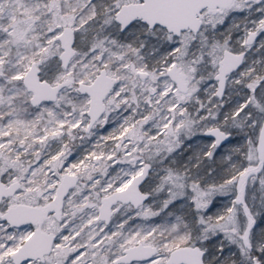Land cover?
<instances>
[{
	"label": "snow or ice",
	"instance_id": "snow-or-ice-1",
	"mask_svg": "<svg viewBox=\"0 0 264 264\" xmlns=\"http://www.w3.org/2000/svg\"><path fill=\"white\" fill-rule=\"evenodd\" d=\"M0 264H264V0H0Z\"/></svg>",
	"mask_w": 264,
	"mask_h": 264
},
{
	"label": "rangeland",
	"instance_id": "rangeland-1",
	"mask_svg": "<svg viewBox=\"0 0 264 264\" xmlns=\"http://www.w3.org/2000/svg\"><path fill=\"white\" fill-rule=\"evenodd\" d=\"M207 142H208L207 138H202V140L200 141L201 145H203ZM189 152H190V150H189ZM189 152H185L184 155L187 156L189 154ZM218 152H220V153L224 152L223 146L221 147V149H218ZM225 202H226V198H225Z\"/></svg>",
	"mask_w": 264,
	"mask_h": 264
}]
</instances>
